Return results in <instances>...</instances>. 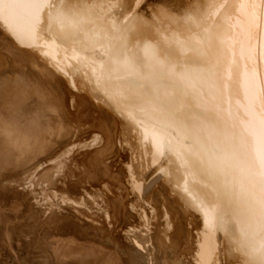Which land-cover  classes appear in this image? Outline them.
I'll list each match as a JSON object with an SVG mask.
<instances>
[{
	"label": "bare ground",
	"instance_id": "obj_1",
	"mask_svg": "<svg viewBox=\"0 0 264 264\" xmlns=\"http://www.w3.org/2000/svg\"><path fill=\"white\" fill-rule=\"evenodd\" d=\"M0 49V108L48 126L17 156L51 161L31 168L36 180L27 171L42 185L35 213L52 210L55 237L76 225L51 241L53 264H264V0H0ZM56 77L70 113L98 108L90 132L63 119ZM80 149L98 153L75 173H91L87 183L112 178L127 153L118 198L61 191ZM105 182V196L115 192ZM75 205H96L101 225H84ZM124 227L133 253L114 234Z\"/></svg>",
	"mask_w": 264,
	"mask_h": 264
},
{
	"label": "rangeland",
	"instance_id": "obj_2",
	"mask_svg": "<svg viewBox=\"0 0 264 264\" xmlns=\"http://www.w3.org/2000/svg\"><path fill=\"white\" fill-rule=\"evenodd\" d=\"M0 56L2 55L0 54ZM0 66L2 67V65ZM1 67L0 69H2ZM25 67L27 68V64L25 65ZM3 72H5V70L3 69L0 70V78L2 77ZM56 80H57V85L59 86V94L56 96H52V97L54 98L53 100L55 101L58 100L56 105L58 107L60 114L62 112L61 109L62 110L66 109L65 111H63L64 114L63 112L61 114L63 119L65 118V120L69 122V124H71V126L73 127L81 125V124L83 125L85 123V125H83L81 128L82 134L90 132V130L94 128V127L92 128L90 127L96 124L97 122L96 119H102V116L100 115V112L98 111V108H96L91 103L89 105L90 107L88 108L86 112L83 110H80V111L78 110L74 114L70 113V109L74 110L73 106L71 105V103H69L68 105L65 104V101L62 98L63 97L62 95L66 94V89H65L66 87L63 85L64 83L59 77H56ZM41 86H43V89L45 88L44 89L45 92L48 90L47 85L41 84ZM74 92L80 95H87L85 91H78L77 89L76 90L74 89ZM46 93L48 95V91ZM94 100L95 99H91V101H93L94 103H97V101L96 100L94 101ZM80 101L82 102V99H80ZM85 101L86 100L83 99V102ZM62 103H64L63 106H62ZM67 112L68 114H66ZM69 118L70 119L74 118L75 121L73 123H70ZM96 131L99 132L100 134L102 133L101 129H96ZM117 146L119 148V144ZM116 150H117V147H116ZM81 151L82 150L80 149L78 152L75 151L73 154L71 153V156L74 158V160L71 161L73 164H71L70 166L71 171L73 173L72 172H68L70 174L64 173L63 177L61 176L63 181L59 180L61 178L55 180V182L59 180V182L57 181L56 183H58L57 185L61 189V191L62 192L63 191L72 192L74 194H78L82 190L81 187L84 186V188L86 189V187L90 185V187L87 188V190L90 191V193L88 194H91V191L92 192L97 191L100 194H102V197L106 200V202H110L112 199L118 198L116 191H119L120 189L118 188L119 190H116L117 185L118 186L120 185L122 187L123 185L126 184V178L124 177L123 168L125 166L124 162L126 161L127 153L122 149H119L117 153L118 156L120 155L121 157L119 156L115 158L117 160L114 161L115 163L113 164V167H112L113 173L115 175L112 176V178H108L109 180H105L106 182L104 181L107 185L111 187L112 191H115V192H107L106 194L107 197H106L103 191V189L105 188V186H103L104 182L99 183L97 180V181H94L93 183H87L89 180H91V178H93L92 176H89L91 174L89 172H88L89 175L87 172H83L82 176L80 175L78 176L75 174L79 170L80 165L81 166L84 165L85 167L89 165L90 162H93V163H90L91 165H93L95 162L94 159L98 157V153L82 156L79 153ZM17 156L18 155H14V154H0V264H53L52 257L51 258L48 257V255L49 254L52 255L51 252H53L51 247L49 246L51 241L57 238L64 237V239H66L68 237H71L73 234H70V231H73V229L76 228L75 227L76 225L73 226L71 221H69L70 222L69 224H71L72 226L64 228L63 230H60L59 232H61L62 235H59V237H55L51 233H49L50 227H52L51 225H53L54 223L53 222L54 219L49 217L52 210L49 209V207L47 206V209L45 208V210H43L42 212L35 213V211L38 210L39 208L38 200L42 198L44 199L43 195L42 196L39 195L38 197H36L35 188L42 189V185H39L38 183L31 184L30 182H28L26 177H29L28 174L30 173L27 171L29 169L31 170V168L33 170L35 169L34 171L38 170L40 172V170H42L41 168H43L42 166L46 168L45 166L47 165L49 166L48 169H50L51 161L50 160L48 161L47 158L44 160L45 158L44 156H43L44 158L39 157L41 155L36 156V158L32 160L20 159V158H17ZM38 157L40 158V160L42 159L41 160L42 162L38 160L39 159ZM35 162L37 164L36 166L38 169L34 168L36 167ZM44 168L43 170L45 171L47 168L46 169ZM33 173L37 174L36 172H33ZM41 173H39V175ZM35 174L32 177L35 178L36 180L38 177V174L36 177H35ZM153 174L151 175V178L150 176L148 177L149 180L156 176V174L154 175ZM84 180L87 182H84ZM60 185H62L63 189L65 188L66 189L62 190V187H60ZM44 187H46V185ZM98 187H100L102 191ZM66 192H63V193H66ZM91 195H94V194H91ZM128 197H129L128 199L131 201L132 195H129ZM97 199L101 200V197H98ZM116 203L118 205L119 204L121 205V201L120 202L118 201ZM116 203L114 202V204ZM75 206L77 208L86 210V211L81 210L79 212L78 211L75 212V210H73V212L85 222V223L83 222L84 225L87 223L88 224L91 223L93 225L97 224L99 226L101 225L100 224V222L102 221L100 217L101 209L99 211L95 210L96 205H93L94 207H92L91 209H86L85 207L83 206L80 207L78 205H75ZM128 208H130V206H128ZM128 208L123 210V217H125L124 219L125 222L127 224L132 223V225H137L138 217L136 218L135 216L136 211L134 210L132 211V209H130L131 214L125 215V213H129ZM82 211L87 214L81 213ZM158 211H159V208L158 207L155 208L154 212L156 216H154L151 219L152 224L150 225V228H151L150 233L156 236L161 235L160 233L161 227H160L159 221H161L162 219H159ZM88 214L89 215L93 214V215L89 216ZM83 216H86L87 218ZM88 217L90 219L91 217H93V219L95 220L91 221L92 219L90 220L88 219ZM39 223H41L43 228L39 226ZM87 225L86 227H89ZM127 227L130 228L131 226H127ZM127 227L123 228L124 231L127 229ZM135 227H136L135 229L138 230L137 229L138 227L137 226ZM123 229L117 228L116 231L114 232V234L116 235L117 242L124 245L125 250L127 249L129 252L133 253L134 248L132 247L130 240L127 236L128 233L126 231L125 232L121 231ZM77 233H80V232L78 231ZM78 237L79 235H77V238ZM91 246H95L96 248H98V245L96 244H93ZM91 246H89L90 247L89 249L94 248ZM60 247H62V245ZM89 249H86L85 251L88 252ZM54 264H61V262L59 263V261H57L56 263L54 262ZM66 264L68 263L66 262ZM92 264L94 263L92 262Z\"/></svg>",
	"mask_w": 264,
	"mask_h": 264
},
{
	"label": "clouds",
	"instance_id": "obj_3",
	"mask_svg": "<svg viewBox=\"0 0 264 264\" xmlns=\"http://www.w3.org/2000/svg\"><path fill=\"white\" fill-rule=\"evenodd\" d=\"M47 132L46 123L24 119L13 107L0 110V154L24 157L35 150Z\"/></svg>",
	"mask_w": 264,
	"mask_h": 264
}]
</instances>
